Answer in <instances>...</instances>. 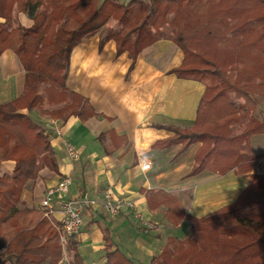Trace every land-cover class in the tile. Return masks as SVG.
Here are the masks:
<instances>
[{
	"label": "trees",
	"instance_id": "16d2710c",
	"mask_svg": "<svg viewBox=\"0 0 264 264\" xmlns=\"http://www.w3.org/2000/svg\"><path fill=\"white\" fill-rule=\"evenodd\" d=\"M14 10L32 25L11 27ZM0 18V54L11 48L25 70L21 94L0 103V159L15 161L0 176V250L12 257L10 264H57L64 255L57 230L42 212L18 207L26 182L42 168L58 170L49 138L20 110L39 106L38 86L44 83L56 88L49 103H62L45 111L47 117L85 118V101L65 87L70 53L111 19L119 27L106 28L103 40L113 39L117 54L126 51L134 62L143 48L169 40L182 52L169 72L203 83L192 124L172 128L164 140L181 150L200 143L190 173L246 174L259 158L247 146L252 135L264 133V117L253 115L257 98L264 97V0H0ZM155 194L167 205L166 217L177 222L179 201L164 191ZM187 220L190 235L168 238L149 264H264V174H250L234 202ZM76 244L70 239L65 246L69 264H82ZM107 258V264H136L117 249Z\"/></svg>",
	"mask_w": 264,
	"mask_h": 264
},
{
	"label": "crops",
	"instance_id": "0c3cea01",
	"mask_svg": "<svg viewBox=\"0 0 264 264\" xmlns=\"http://www.w3.org/2000/svg\"><path fill=\"white\" fill-rule=\"evenodd\" d=\"M12 18L11 27L33 23L15 10ZM105 27L117 29L119 24L111 19ZM105 32L101 28L82 39L70 53L65 87L85 101V118L77 114L65 119L47 117L45 111L57 104L48 103L46 90L56 88L44 83L39 106L20 110L40 123L58 163L57 172L43 168L30 187L24 186L20 198L37 208L45 188L69 175L72 182L67 197L86 201L74 238L82 264H107V252L116 249L136 264H149L168 238L184 240L190 235L188 216L202 218L234 202L250 174H264V133L249 138L248 154L259 156L249 173L234 169L222 174L210 169L190 173L200 143L181 150L180 144L166 145L164 140L173 134L172 128L192 124L203 83L169 72L182 58L171 41L158 39L132 62L126 51L116 53L113 39L103 40ZM24 78L18 56L11 48L4 49L0 54V103L21 94ZM65 142L75 148L76 158L68 155ZM144 163L149 167L142 170ZM106 190L115 198L132 201L133 208L108 215L102 206ZM158 190L179 201L182 217L177 222L166 217L167 205L155 194ZM140 215L158 227L144 230ZM54 217H62L59 205H55Z\"/></svg>",
	"mask_w": 264,
	"mask_h": 264
},
{
	"label": "built area",
	"instance_id": "2783aa9c",
	"mask_svg": "<svg viewBox=\"0 0 264 264\" xmlns=\"http://www.w3.org/2000/svg\"><path fill=\"white\" fill-rule=\"evenodd\" d=\"M67 153L72 158L77 157L75 148L69 142H65ZM149 167V163H144L140 166V169L144 170ZM72 180L69 175H64L59 180L45 188L43 192V198L40 201L41 211L44 217H46L55 227L59 235V243L63 249L71 237L77 234L82 224V210L86 204V201L82 198H69L67 193ZM104 202L102 204L104 211L110 215L115 216L119 214L124 207L133 208L134 203L132 201L115 198L111 192L106 190L104 193ZM55 205L60 206L61 218L54 217ZM140 226L144 230L157 228L156 222L139 216ZM65 253V252H64Z\"/></svg>",
	"mask_w": 264,
	"mask_h": 264
},
{
	"label": "rangeland",
	"instance_id": "374dc122",
	"mask_svg": "<svg viewBox=\"0 0 264 264\" xmlns=\"http://www.w3.org/2000/svg\"><path fill=\"white\" fill-rule=\"evenodd\" d=\"M120 2H127V1H129V0H119ZM105 28H107V27H105ZM99 31V30H98ZM42 86H43V84L42 83H40L39 84V86H38V92H39V90L40 89H42ZM48 87H49V85H48ZM42 90H40V92H41ZM47 91H48V95L50 94V96L48 97V103H49V101H51L52 99H54L55 98V91L53 90V88H49V89H47L46 90V93H47ZM44 94H45V92L44 91H42ZM41 92V93H42ZM42 93V95H44ZM257 100H258V104H257V108H256V110L253 112V115L256 117V118H258V119H261L262 117H264V98H257ZM50 104V103H49ZM57 105V108H58V104L59 103H56ZM60 107V106H59ZM56 107L55 108H52L51 110H56L57 109ZM61 119H65L64 117L63 118H61ZM37 123V122H36ZM39 123V122H38ZM37 123V124H38ZM40 124V123H39ZM42 128V127H41ZM42 130L44 131V129L42 128ZM45 133V132H44ZM46 134V133H45ZM173 135V134H172ZM47 136V135H46ZM48 137V136H47ZM1 150V149H0ZM12 161V163H13V166H12V163L11 162H7L6 160H1L0 159V176H1V174L3 173V172H8V173H10L12 170H13V168H14V164H15V161L14 160H11ZM43 169V168H42ZM41 169V170H42ZM40 170V171H41ZM40 171L38 172V175L40 174ZM51 171V170H50ZM38 175H37V177H38ZM36 177V178H37ZM35 178V179H36ZM35 179H33V180H29L28 182H26V184L25 185H28V187H30V184L29 183H32V181H35ZM24 185V186H25ZM24 188V187H23ZM41 201V200H40ZM23 206H27L25 203H23L22 201H21V203H19L18 204V207H23ZM40 206V205H39ZM37 207L40 211H41V207ZM27 207H29V206H27ZM42 212V211H41ZM42 215V217H44L43 216V214H41ZM46 218V217H45ZM47 219V218H46ZM149 230H154V228H152V229H149ZM78 234V233H77ZM76 237V234L75 235H73L72 237H71V239H74ZM228 239H230V237H228ZM63 257H62V259H61V263L60 264H69V261H70V258L68 257V256H66L65 255V253L63 252ZM12 262V257L11 256H8V255H6V254H3L2 252H1V250H0V264H10ZM228 262V261H227ZM231 264H234L233 262L231 263Z\"/></svg>",
	"mask_w": 264,
	"mask_h": 264
}]
</instances>
